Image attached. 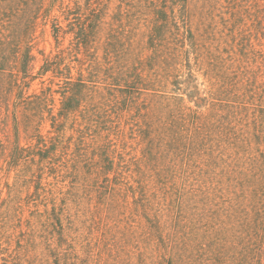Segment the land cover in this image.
I'll list each match as a JSON object with an SVG mask.
<instances>
[{
  "label": "rangeland",
  "instance_id": "obj_1",
  "mask_svg": "<svg viewBox=\"0 0 264 264\" xmlns=\"http://www.w3.org/2000/svg\"><path fill=\"white\" fill-rule=\"evenodd\" d=\"M80 29L89 31L85 48L77 47ZM190 36L227 66L224 98L250 113L257 104L255 114L264 115V0H0V264L12 260L11 252L21 264H185L170 253L176 242L186 245L187 233L198 234L192 257L217 264L216 216L202 218L196 233L184 224L194 204L188 197L199 182L190 184L174 166L162 169L159 160H147L151 152L142 139L150 125L126 122L124 114L104 122L103 143L115 170L97 174L90 164L99 157L81 150L80 140L88 136L78 132L83 122L54 128L50 121L61 107L62 80L53 74L75 80L91 61L104 74L117 72L120 90L141 87L142 78L150 89L141 90L138 101L166 93L182 98L167 109L205 112L209 82L203 71L183 70L175 86L151 85L162 71H156L149 46L188 44ZM50 63L54 71L44 72ZM42 94L44 113L26 131L21 114ZM85 107L82 102L79 110ZM44 144L50 149L40 156ZM77 182H86L87 191L76 193L71 185ZM70 193L83 200L73 204ZM62 212L67 218L59 224ZM232 244L229 238L225 264L231 263Z\"/></svg>",
  "mask_w": 264,
  "mask_h": 264
},
{
  "label": "trees",
  "instance_id": "obj_2",
  "mask_svg": "<svg viewBox=\"0 0 264 264\" xmlns=\"http://www.w3.org/2000/svg\"><path fill=\"white\" fill-rule=\"evenodd\" d=\"M80 30V43H77V47L84 45L83 41L89 33ZM190 37L188 44L180 42L168 47L149 46V57L153 58L154 65L157 66L156 71H162L157 78H153L155 81L151 85L155 87L170 83L175 86L178 84L176 79L184 73L183 70L188 74L201 70L209 82V104L205 112L185 106L167 109L171 102L180 106L182 98L177 95L168 96L164 92L158 97L160 100L147 98V102L138 101L139 92L150 89L144 87L148 84L142 78L137 79L141 87L128 84L123 91L120 90L117 72L104 74L100 65L91 61L86 68L80 70L75 80L68 74L63 76V72L61 76L53 74V77L62 80L61 107L56 115L50 116V121L54 128L59 127L60 122H83L84 127L78 132L81 134L86 131L88 136L81 138V150L84 155L92 152L97 159L99 157L90 164L97 174L115 170L110 158L112 151L106 149L103 143L102 133L106 129L102 127L104 122H116L112 117L118 119L122 114L126 116V122H146V126H150L148 135L142 142L146 145V152H151L147 154V160H159L162 169L174 166L190 184L191 180L199 182L196 185L199 188L192 189L193 192L188 197L194 198V204L192 210L185 211L184 224H191L190 229L196 233L202 218L211 219L216 216L219 232L216 250L217 256H221L217 264L226 263L224 251L229 238L233 242L230 247V264H264V115L255 114L259 110L257 104L250 113L244 104L241 105L232 98L229 101L224 98L228 97L224 92V85L229 79L225 73L227 66L220 55L209 52L210 47L206 43L198 41L194 36ZM82 47L85 48L86 44ZM42 70L54 71V66L50 63ZM107 85L111 90L103 92ZM220 95L223 96L219 97ZM46 102L47 96L42 94L21 114L26 131L33 130L29 122L41 119ZM82 102L86 107L79 110ZM197 108L200 109V106ZM77 116L80 121H77ZM146 126L142 123L140 129ZM57 140L58 136L53 138V144L57 145ZM49 149L50 146L44 144L39 149V155L43 156ZM76 160L77 155L71 161V166ZM74 186L76 193L87 191L86 182L83 185L79 182L71 185ZM69 196L73 198H70L73 204L84 197L81 194L75 197L74 193ZM65 213L62 212L56 219L59 224L62 222L61 218H67ZM191 234L187 233L185 236L186 245L175 240L176 246L171 247L170 253L172 261L198 263V255V259L191 255L198 234L196 233V237ZM174 248L177 250L173 251ZM8 257L12 260L6 262L7 259H3L5 264H21L17 254L11 252Z\"/></svg>",
  "mask_w": 264,
  "mask_h": 264
}]
</instances>
